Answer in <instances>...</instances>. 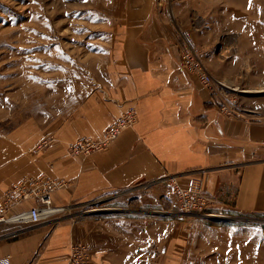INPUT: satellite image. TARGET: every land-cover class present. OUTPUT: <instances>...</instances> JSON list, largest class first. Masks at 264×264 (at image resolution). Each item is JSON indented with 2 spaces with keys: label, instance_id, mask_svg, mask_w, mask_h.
Masks as SVG:
<instances>
[{
  "label": "crops",
  "instance_id": "0c3cea01",
  "mask_svg": "<svg viewBox=\"0 0 264 264\" xmlns=\"http://www.w3.org/2000/svg\"><path fill=\"white\" fill-rule=\"evenodd\" d=\"M122 2L117 62L100 66L94 90L63 124L49 129V146L34 155L30 150L40 138L0 144V202L19 180L43 172L67 182L52 193L56 205L69 207L67 213L36 225L17 224L15 237L0 235V259L10 256V264H66L78 242L90 247L94 264H152L153 242L165 243L175 220L96 222L71 211L131 189L149 190L161 200L167 188L176 200L166 182L170 176L185 186L198 180L214 198L210 212L264 216V116L248 113L264 114V106L227 115L221 110L226 92L204 86L181 66L183 49L192 47L212 76L234 91L244 85L264 88V0ZM130 107L137 110V122L107 149L71 152L78 139L103 137ZM222 221L204 218L191 242L218 251L227 247L232 224ZM164 253L160 262L167 263Z\"/></svg>",
  "mask_w": 264,
  "mask_h": 264
},
{
  "label": "rangeland",
  "instance_id": "374dc122",
  "mask_svg": "<svg viewBox=\"0 0 264 264\" xmlns=\"http://www.w3.org/2000/svg\"><path fill=\"white\" fill-rule=\"evenodd\" d=\"M122 5V0H0L1 145L40 138L30 150L34 155L49 146L53 140L49 129L63 124L94 90L101 77L100 66L117 62ZM241 87L226 90L237 98L236 107L262 111L258 108L264 106V88ZM44 141L48 144L37 150ZM166 189L161 200L146 189L112 192L77 205L71 212L96 222L144 217L175 220L176 226L172 223L168 228L166 242H153L152 264H264V216L206 218L182 213ZM204 218L232 224L227 227V247L223 245L218 251L204 242L199 247L191 242L189 236ZM16 226L0 224V235H19L14 231ZM219 235L224 238L223 233ZM165 251L167 263L159 258H165Z\"/></svg>",
  "mask_w": 264,
  "mask_h": 264
},
{
  "label": "built area",
  "instance_id": "2783aa9c",
  "mask_svg": "<svg viewBox=\"0 0 264 264\" xmlns=\"http://www.w3.org/2000/svg\"><path fill=\"white\" fill-rule=\"evenodd\" d=\"M181 66L185 71L196 75L204 86L213 88L214 85H217L226 92L227 100H223L221 105L223 112L227 115L239 112L236 107L237 98L230 97L226 91L229 87L224 81L212 76L199 50L192 47L183 49ZM137 119L136 108L130 107L105 130L103 137L78 139L70 145V150L74 155H89L107 149L123 130L133 127ZM47 144L48 141H44L37 147V150H42ZM166 182L175 195L177 205L182 213L200 214L206 218L223 216L209 211L214 198L205 192L198 180L193 179L188 186H185L182 185L178 177L170 176ZM66 185V181L52 178L45 172L35 178L19 180L6 192L0 203V224L36 225L67 213L69 207L56 205L52 197L54 190L64 188ZM29 201H34V205H25ZM0 264H10V257L0 259ZM66 264H93V256L87 245L82 242L74 244Z\"/></svg>",
  "mask_w": 264,
  "mask_h": 264
},
{
  "label": "bare ground",
  "instance_id": "6f19581e",
  "mask_svg": "<svg viewBox=\"0 0 264 264\" xmlns=\"http://www.w3.org/2000/svg\"><path fill=\"white\" fill-rule=\"evenodd\" d=\"M245 92H247V91H245Z\"/></svg>",
  "mask_w": 264,
  "mask_h": 264
},
{
  "label": "water",
  "instance_id": "95a60500",
  "mask_svg": "<svg viewBox=\"0 0 264 264\" xmlns=\"http://www.w3.org/2000/svg\"><path fill=\"white\" fill-rule=\"evenodd\" d=\"M224 217V216H223Z\"/></svg>",
  "mask_w": 264,
  "mask_h": 264
}]
</instances>
